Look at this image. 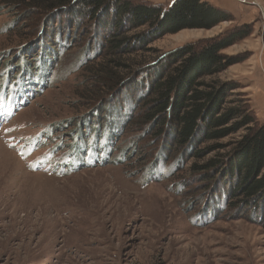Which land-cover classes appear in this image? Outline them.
I'll use <instances>...</instances> for the list:
<instances>
[{"label":"rangeland","instance_id":"rangeland-1","mask_svg":"<svg viewBox=\"0 0 264 264\" xmlns=\"http://www.w3.org/2000/svg\"><path fill=\"white\" fill-rule=\"evenodd\" d=\"M133 1L165 9L176 0ZM230 2L239 11L222 10L232 21L163 35L132 28L111 6L94 17L76 2L51 24L38 8L0 0V100L12 94L18 108L0 123V264H264V214L194 169L228 154L245 130L187 152L138 127L150 111L147 81L171 72L182 46L244 25L250 35L222 50L238 63L203 81L237 84L225 105L246 100L264 124V0ZM139 35L122 53L105 44ZM109 61L132 79L118 93L94 79ZM10 82L26 89L5 92Z\"/></svg>","mask_w":264,"mask_h":264},{"label":"trees","instance_id":"trees-1","mask_svg":"<svg viewBox=\"0 0 264 264\" xmlns=\"http://www.w3.org/2000/svg\"><path fill=\"white\" fill-rule=\"evenodd\" d=\"M13 1L14 4L44 11L51 24H56L62 13L70 10L76 2L86 4L85 10L90 11L89 16L94 17L111 6L132 22V28L148 24L154 26L153 29L160 27L159 31L163 35L175 34L184 29L210 30L222 22L233 20L226 10L204 0H176L170 8L165 9L160 5H145L133 0ZM250 33L249 27L244 25L217 39L182 46L177 51L179 58L173 62L171 72L152 82L147 81L146 92L151 91L147 105L150 111L138 120V127L145 128L148 133L157 128L156 135L162 139L175 137L179 149L187 152L192 151L202 139L220 140L245 130L228 154L218 155L204 164L195 165L194 169L199 175L217 179V183L224 182V186L229 187V194L237 200L236 204L264 214V124L256 118L246 100L237 105L235 102L231 106L225 105L228 93L236 90L237 84H207L203 81L238 63L234 57L222 54V50ZM144 35L110 38L105 44L108 51L122 53L134 40H139ZM127 67L121 62L109 61L108 64L97 67L94 79L104 86L102 89L107 91L106 94L118 93L132 81L121 72ZM147 70L141 72L145 73ZM4 88L5 92L12 88H17V91L26 89L23 83L14 85L12 82L4 85ZM104 96L105 94H100L102 101L106 99ZM11 97L13 100L12 94ZM2 99L8 100V93L2 95ZM21 99L24 100L25 97L19 98V101ZM210 148L224 149L225 146L215 144ZM200 152L199 155L202 156V150Z\"/></svg>","mask_w":264,"mask_h":264},{"label":"crops","instance_id":"crops-1","mask_svg":"<svg viewBox=\"0 0 264 264\" xmlns=\"http://www.w3.org/2000/svg\"><path fill=\"white\" fill-rule=\"evenodd\" d=\"M208 2L218 8L226 9L227 11L229 10L231 12L233 11L235 14L237 11H239V8H235V4L231 3L230 0H209Z\"/></svg>","mask_w":264,"mask_h":264},{"label":"water","instance_id":"water-1","mask_svg":"<svg viewBox=\"0 0 264 264\" xmlns=\"http://www.w3.org/2000/svg\"><path fill=\"white\" fill-rule=\"evenodd\" d=\"M27 105V102L26 103H24V104H22V105H20V108L21 107H24V106H26ZM18 109V108H17Z\"/></svg>","mask_w":264,"mask_h":264}]
</instances>
